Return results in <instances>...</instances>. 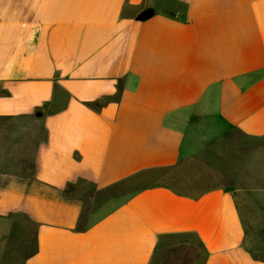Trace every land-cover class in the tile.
I'll use <instances>...</instances> for the list:
<instances>
[{"label": "crops", "instance_id": "1", "mask_svg": "<svg viewBox=\"0 0 264 264\" xmlns=\"http://www.w3.org/2000/svg\"><path fill=\"white\" fill-rule=\"evenodd\" d=\"M261 254L264 0H0V264Z\"/></svg>", "mask_w": 264, "mask_h": 264}, {"label": "rangeland", "instance_id": "2", "mask_svg": "<svg viewBox=\"0 0 264 264\" xmlns=\"http://www.w3.org/2000/svg\"><path fill=\"white\" fill-rule=\"evenodd\" d=\"M8 92V94H10L9 93V90L7 91ZM11 96V95H10ZM91 106V105H90ZM92 108H94V106L92 105L91 106ZM32 113V112H31ZM38 113V110H35L34 111V115L35 114H37ZM33 115V114H32ZM22 129H26V126H22ZM8 173H10V174H16V175H18L19 177H21L22 178V181H24V182H29L30 180H32L34 177H35V175H36V172L37 171H35V170H25V169H20V170H18V171H7ZM40 173L42 172V171H39ZM223 181V180H222ZM43 183H45V182H43ZM40 185L42 186V181H41V179H40ZM45 187V186H44ZM79 189H80V186L78 187V188H74V187H72V183H68L67 185H66V187H65V190H63V192L64 193H68V192H70V191H76V192H78V193H83V191H79ZM90 189H91V187H90ZM83 190H85L84 188H83ZM81 205H82V210H84V211H86V213L90 210V209H92V208H94L95 206H96V204H95V202H82L81 203ZM261 256L262 257H264V254H261Z\"/></svg>", "mask_w": 264, "mask_h": 264}]
</instances>
